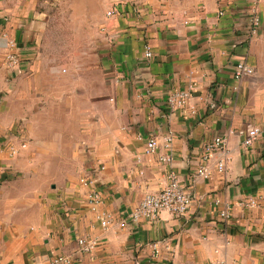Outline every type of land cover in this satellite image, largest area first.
<instances>
[{"label": "crops", "instance_id": "0c3cea01", "mask_svg": "<svg viewBox=\"0 0 264 264\" xmlns=\"http://www.w3.org/2000/svg\"><path fill=\"white\" fill-rule=\"evenodd\" d=\"M55 1L0 0V264L58 256L71 260L62 264H264V0L253 34L249 0H191L186 14L126 0L106 17L113 0L101 17H70L69 28ZM79 25L83 35L89 28L82 41ZM239 62L253 72L236 79ZM180 92L185 104L171 108ZM252 128L259 133L245 148ZM153 136L160 149L147 153ZM168 136L171 164L159 159ZM215 136L226 148L210 154L209 176H198ZM169 170L190 192L185 216L132 221ZM93 188L102 196L95 205ZM248 198L257 206H243ZM79 238L94 248L81 250Z\"/></svg>", "mask_w": 264, "mask_h": 264}, {"label": "built area", "instance_id": "2783aa9c", "mask_svg": "<svg viewBox=\"0 0 264 264\" xmlns=\"http://www.w3.org/2000/svg\"><path fill=\"white\" fill-rule=\"evenodd\" d=\"M118 3L126 4V0H119V2H115V4H112L110 8L106 10V17H112L117 13V7L116 5ZM261 0H249V27L247 30V33L253 34L255 33L256 29L259 26L260 20H259V6H260ZM132 11L134 13H137L139 10L137 6H132ZM224 15L223 9H218L216 11V17L219 19ZM107 42L112 41L111 34H106L105 37ZM7 45L9 48L8 53L6 54V62L9 67L16 66L18 64V57L16 53L14 52L15 42L13 40L8 39ZM144 56L145 58H149L152 56L151 48L148 45L144 46ZM253 72V68L250 65H247L244 62H239L234 67V77L236 79H241L244 76L250 75ZM188 94L186 92H180L176 93L172 96H169L168 103L171 108H175L179 105L185 104L186 98ZM259 130L258 128H252L247 132L246 137L243 139L242 145L245 148H248L252 142L255 140L256 136L258 135ZM170 143H171V137H166L163 148L165 149V152L163 154H159V159L161 162L166 164L172 163V154L170 153ZM226 148V140L223 136H215L210 141L206 142L204 144V154L202 156L203 163L200 164L196 169V174L201 177H208L209 171L207 167V161L211 153L216 151H224ZM160 149V144L156 137H150L147 140V147L146 152L147 153H156ZM225 167V163L222 161H218L216 164V168L218 171H222ZM81 182L84 185L90 184L91 180L89 178H82ZM87 200L89 204L95 205L99 204L102 201V196L99 192V190L93 188L89 190L87 193ZM191 196L190 192L185 188L184 185H182L176 176L175 172L172 170H169L167 173V182L165 186L160 189L157 192L154 193H147L143 196V198L140 200L139 204L131 210L129 218L132 221H137L141 218L147 219V220H153L157 218L160 214V212L165 211L169 214L178 217L183 218L185 214L187 213L189 206L191 204ZM241 204L245 207H254L257 206L258 200L255 198H248L246 200H242ZM219 216L222 218L227 217V212L223 210L219 213ZM108 217V216H107ZM101 224L102 226H107L108 221L105 218V214L102 215L101 218ZM126 225V219H122L118 221V226L120 228H124ZM78 244L81 247V250L85 252L91 251L95 246L94 240H88L87 238H79ZM154 250H156V243L152 244ZM71 260L65 256H58L56 258H53L49 264H62V263H69Z\"/></svg>", "mask_w": 264, "mask_h": 264}, {"label": "rangeland", "instance_id": "374dc122", "mask_svg": "<svg viewBox=\"0 0 264 264\" xmlns=\"http://www.w3.org/2000/svg\"><path fill=\"white\" fill-rule=\"evenodd\" d=\"M58 1L62 3L59 4V6ZM112 1L113 0H56L54 6L57 10H62L64 19H67L68 21L69 28V25L71 27L75 26L74 22H71V24L69 23L70 17L72 18L77 14H80L79 16H84L85 14H89L92 11L94 12V10H98V15L99 17H101L102 12H104L105 9L108 8L107 5H109V3H111ZM115 2H119V0H116ZM153 2L157 6H159V9L166 10L167 12L172 14H186L187 11L191 8V0H154ZM76 23L78 24V22ZM73 29L74 28H71L70 31L73 32ZM85 29V25H79L75 28V34L79 41L84 40L86 33L89 31V28L87 26V32L85 33V35H83Z\"/></svg>", "mask_w": 264, "mask_h": 264}]
</instances>
